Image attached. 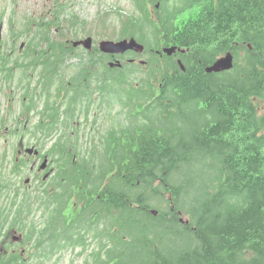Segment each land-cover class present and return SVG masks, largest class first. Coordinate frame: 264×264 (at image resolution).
I'll return each instance as SVG.
<instances>
[{"label":"trees","instance_id":"obj_1","mask_svg":"<svg viewBox=\"0 0 264 264\" xmlns=\"http://www.w3.org/2000/svg\"><path fill=\"white\" fill-rule=\"evenodd\" d=\"M171 4L158 10L164 37L147 43L143 26L152 23L140 17L123 20L122 33L146 48L186 49L177 56L184 70L172 56L146 49L145 66L126 64L112 75L93 48L91 67L80 56L82 68L68 87L56 73L69 51L38 48L43 109L37 130L48 137L70 124V131L43 154L56 171L40 182L38 198L27 199L25 191L17 203L0 182V236L7 222L22 233L0 253V264H45L63 250H78L82 264H264V0ZM42 28L44 47L62 45L48 36L50 27ZM228 51L231 69L206 72ZM88 72L102 80L99 89L111 88L112 100L129 96L123 106L133 115L132 124L110 131L99 148L83 150L70 119L91 94ZM126 72L144 75L128 85ZM108 78L126 84L124 93ZM36 202L38 225L28 222Z\"/></svg>","mask_w":264,"mask_h":264},{"label":"flooded vegetation","instance_id":"obj_2","mask_svg":"<svg viewBox=\"0 0 264 264\" xmlns=\"http://www.w3.org/2000/svg\"><path fill=\"white\" fill-rule=\"evenodd\" d=\"M154 10L158 5L171 4L172 0H145ZM168 1L167 3H165ZM76 0H0V97L3 105H0V140L11 144L9 153L2 155L0 165H9V174L21 175L19 185H13L12 180L7 181L9 189L7 193L16 197L19 203L25 200V191L29 196L27 199L34 200V195L28 184L32 179L23 176L24 171L31 175H38V140L32 136V132L38 133V121L28 128L29 114L35 113L38 118V29L49 27V22L56 23L55 29L49 30L48 35H59L64 27L73 22L72 19H58L74 6ZM135 9L139 8L140 0H130ZM69 5V7H67ZM156 19L160 20L157 13ZM154 36L164 37L165 30L149 29ZM56 39V38H55ZM61 44V43H59ZM46 50L71 51L69 46L57 45L55 47H44ZM126 52L122 56H112L111 59H123L128 56ZM142 57H146L143 54ZM72 60L78 62V56H71ZM29 109H28V105ZM37 105V106H36ZM27 123V124H26ZM9 136L7 139L6 137ZM15 140V141H14ZM15 143V144H14ZM13 144V145H12ZM10 162V163H9ZM26 188V189H25ZM38 188V185L37 187ZM3 203L2 196L0 204ZM24 216V213H22ZM20 234L11 236V241L20 240Z\"/></svg>","mask_w":264,"mask_h":264},{"label":"rangeland","instance_id":"obj_3","mask_svg":"<svg viewBox=\"0 0 264 264\" xmlns=\"http://www.w3.org/2000/svg\"><path fill=\"white\" fill-rule=\"evenodd\" d=\"M75 1V0H74ZM74 6L68 11V13L64 14L62 19H72L71 14H73V22L66 26L64 22V27L59 35H55L52 40H56V42L64 43L63 46L68 45L70 41L85 39L86 37H91L93 39V44H96L102 40H112L117 41L123 38L122 33V21L129 17H140L142 20L145 19V16H141L140 12L133 7L130 0H76ZM111 5L114 11L106 10L103 12L104 14H100L103 7ZM69 7V5L67 6ZM110 7V6H109ZM111 8V7H110ZM2 7L0 8V10ZM96 9L98 12L96 13ZM99 13V15H98ZM184 17V16H182ZM180 17L179 19H181ZM150 25L146 22L143 26V34L145 35V41L149 44L153 43L154 38L152 37V33L148 31ZM142 42V41H141ZM145 45V42H142ZM45 44L40 42V38H38V48L43 47ZM75 52L83 55L84 50L81 48L75 49ZM127 58V57H126ZM143 59V58H142ZM126 61V60H125ZM139 58L136 59V63L138 64ZM71 63H76L75 61H71L68 57L64 59L62 69L59 70V73L65 80H71L72 74L76 73V69L71 66ZM127 63V62H126ZM96 71V70H95ZM131 83H136L138 85V80L144 74H136V73H128ZM40 79V69L38 68V80ZM111 82L112 80L109 79ZM101 80L92 79L90 81V89L92 93L90 94V100H85L76 106L74 119H71L72 126H77L80 129L79 135H74L73 137L76 139V143L79 149L88 150L93 145H96L97 148L102 145L105 133L111 129L117 130L120 127L129 126L132 124L129 120L132 118L130 115L129 107L123 106L122 102H120L119 98L116 97L114 100L111 99L110 94L112 93L111 88L106 87L104 90L98 88V84H100ZM113 89L118 88L119 92L123 94L121 88L116 85L111 86ZM125 87V85H123ZM41 90V86L38 82V91ZM112 100V102H111ZM3 99L0 97V105H3ZM110 101L108 104L107 102ZM37 106V105H36ZM43 109V97L41 94L38 96V112ZM129 112V113H128ZM31 115L28 118V128L37 123V115L35 113L29 114ZM85 117L88 121H86ZM138 120V118H137ZM62 121V120H61ZM93 123V124H92ZM27 124V123H26ZM92 124V125H91ZM66 131H70V128H57L52 133V136L49 138H45L43 134H41L40 130H38V149L40 151L41 157L43 154H46L53 143L59 138L63 137ZM7 139L9 136L6 137ZM15 141V140H14ZM8 142H5L4 139L0 140V162L2 159V155L5 153H9L8 147L11 146ZM15 144V143H14ZM13 145V144H12ZM48 157L49 161L52 159ZM39 160V159H38ZM10 163V162H9ZM41 163V160L38 161V166ZM53 166H55V161L51 162ZM10 164L3 165L0 167V178L5 181L6 179L12 180L13 185H19V179L21 175L9 174ZM23 176H29L28 179H32L28 184V187L31 188L34 195L38 193V188H36V178L33 175L29 174L27 171H24ZM2 181V182H3ZM39 181V174H38ZM38 183V187H39ZM26 213H24L25 215ZM38 213V203H35L32 207L28 222L34 223L38 225L39 219ZM185 218V216H184ZM15 235L20 234L18 231H12ZM11 241V236L9 235L6 238L5 243ZM6 244L2 246L4 249ZM27 247L30 244H26ZM25 245V247H26ZM75 252H71L70 250H63L57 256L53 257L51 261H47L45 264H82V258L76 256ZM5 253L4 250H2ZM31 261L28 260L27 263ZM38 264V263H37ZM41 264V263H40Z\"/></svg>","mask_w":264,"mask_h":264},{"label":"water","instance_id":"obj_4","mask_svg":"<svg viewBox=\"0 0 264 264\" xmlns=\"http://www.w3.org/2000/svg\"><path fill=\"white\" fill-rule=\"evenodd\" d=\"M91 42H92L91 38H86L82 41L73 42V45L76 46V45L82 44L83 47H85L86 49H90ZM143 48H144L143 45L139 44L133 37L130 38L129 40L123 39L117 42H113V41L99 42V49L102 52L111 53V54L122 53L127 49H133L137 52H142ZM164 51L168 55H170L172 52L175 51V47L165 48ZM232 66H233V55L230 52H227L225 53L223 57L215 60L211 65L207 66L206 72H220V71L231 69ZM45 165H46V160L41 165V168H44Z\"/></svg>","mask_w":264,"mask_h":264}]
</instances>
